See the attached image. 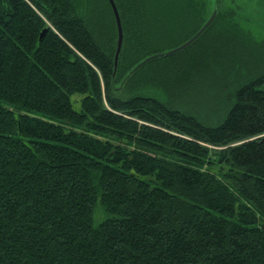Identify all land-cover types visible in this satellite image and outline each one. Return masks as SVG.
I'll use <instances>...</instances> for the list:
<instances>
[{
  "label": "trees",
  "instance_id": "1",
  "mask_svg": "<svg viewBox=\"0 0 264 264\" xmlns=\"http://www.w3.org/2000/svg\"><path fill=\"white\" fill-rule=\"evenodd\" d=\"M205 1L115 0V68L109 0H0V264H264V43L126 78Z\"/></svg>",
  "mask_w": 264,
  "mask_h": 264
},
{
  "label": "rangeland",
  "instance_id": "2",
  "mask_svg": "<svg viewBox=\"0 0 264 264\" xmlns=\"http://www.w3.org/2000/svg\"><path fill=\"white\" fill-rule=\"evenodd\" d=\"M217 3H219L218 13L219 11L220 13L218 16H220V18L218 17L212 25L213 31L227 32V30H231L235 34H242V36H244V33L242 32L243 29L250 32L252 44H255V41H262L264 43V0H206L204 9L202 7V10L204 11V14L202 13L203 19L201 18L198 20L194 28L201 25V20L204 21L210 17L213 10L216 8ZM182 6L185 13H191L192 9L190 8L189 11L185 3L182 4ZM231 9L232 14L228 13ZM199 14H201V11ZM226 16L229 17L227 23L224 22ZM186 26H188V23H186ZM171 32H174L170 34L172 42L183 37V33L179 30H171L170 33ZM218 32H216V35ZM190 34L191 33H189L187 37ZM258 47L261 51H264V45H259ZM262 87L264 88V84ZM193 107L196 108V106Z\"/></svg>",
  "mask_w": 264,
  "mask_h": 264
},
{
  "label": "water",
  "instance_id": "3",
  "mask_svg": "<svg viewBox=\"0 0 264 264\" xmlns=\"http://www.w3.org/2000/svg\"><path fill=\"white\" fill-rule=\"evenodd\" d=\"M109 1L111 3L112 8H113L115 18H116V22H117V27H118V43H117V50H116V54H115V68H117L119 55H120L122 45H123L124 33H123L122 20H121L120 13H119L118 7L116 5V2H115V0H109ZM217 14H218V6H216V8L213 10L210 17L205 21V23L191 37H189L186 41H184L183 43L179 44L178 46L171 48L167 51H161V52H157V53H154V54L147 56L146 58H144L143 60H141L139 63H137L134 66V68L127 74L126 78L129 77L135 71H137L139 68H141L143 65H145L147 62H149L153 59H157V58L163 57V56L172 55V54H175V53L189 47L210 27V25L215 20Z\"/></svg>",
  "mask_w": 264,
  "mask_h": 264
}]
</instances>
